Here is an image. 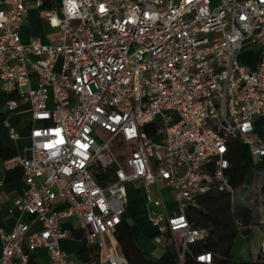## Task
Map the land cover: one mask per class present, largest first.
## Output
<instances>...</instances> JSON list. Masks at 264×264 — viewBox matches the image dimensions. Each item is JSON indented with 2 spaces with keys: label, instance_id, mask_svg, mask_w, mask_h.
<instances>
[{
  "label": "built area",
  "instance_id": "obj_1",
  "mask_svg": "<svg viewBox=\"0 0 264 264\" xmlns=\"http://www.w3.org/2000/svg\"><path fill=\"white\" fill-rule=\"evenodd\" d=\"M59 10L55 43L22 41L25 0H0V89L7 110L24 100L32 118L28 155L3 160L6 170L22 169L28 187L11 200L12 228H0V264H27L36 248L50 264H73L59 243L71 218L99 252L84 264H128L114 234L134 180L147 191L160 180L172 189L176 211L147 192L146 212L154 241L176 246L183 264L206 236L190 225L187 207L199 194L235 195L229 139L264 158V142L252 137L264 116V0H60ZM245 43L260 47L254 69L239 62ZM56 201L65 207L55 210ZM195 259L212 264L210 252Z\"/></svg>",
  "mask_w": 264,
  "mask_h": 264
},
{
  "label": "crops",
  "instance_id": "obj_2",
  "mask_svg": "<svg viewBox=\"0 0 264 264\" xmlns=\"http://www.w3.org/2000/svg\"><path fill=\"white\" fill-rule=\"evenodd\" d=\"M43 1L45 2L46 0ZM47 1L48 3L46 5L43 2V5L38 7L35 0H25L27 16L20 31V38L22 41H27L31 38H38L43 43H55L57 41L58 33L55 22L56 17L60 15V0ZM254 48L253 50L255 51L257 46ZM242 53L243 50L239 52V56H242ZM256 62L257 59L254 62L246 61L245 63L244 61V63L241 62V64L249 69H253ZM31 79L32 83L36 84L37 77L35 74H32ZM6 99L7 94L0 89V146L13 151L15 153L14 155H19L21 157L27 156L28 148L31 146L30 126L32 123L29 103L24 100H19L17 106L13 110H7L5 106ZM4 120H8L10 125L15 129L18 135L17 138L13 139L9 136V130L5 126ZM262 122H264V116H258L255 122L254 133L260 131L257 129L260 126L259 123ZM260 135L262 139H264V133ZM3 160L4 157L0 155V228L3 230H10L18 215L16 209L9 212L11 200L27 189L28 185L24 181L23 174L20 176L12 174L9 180H5L6 169L3 165ZM253 188L255 187L252 181L237 187L235 192L236 198L244 201L250 195V190ZM256 189H259L260 193V188ZM126 191L128 205L124 217H126V219L127 215L132 217L133 222L129 223L131 225L134 240L140 247L142 253L146 257L157 260L159 264H182L178 258L176 246L167 244L166 242L157 244L154 241L153 235L155 230L150 224L146 212L147 192L150 195H154L152 198H160L164 208L168 211H176V201L172 189L160 180L147 191L141 180H134L127 184ZM259 198L260 205L258 206L257 214H254L252 210L253 225L251 227V238L246 241L243 236L239 234L235 239L233 249L235 245L236 248L235 251L232 249V254L236 259L254 261L259 255L258 244L262 235H264V193H260ZM247 206L251 209L249 205ZM64 207L65 203L61 201H56L53 204V208L57 211L62 210ZM22 220L30 222L34 230L40 228L39 223L34 221L31 215H24ZM75 223L76 221L74 218L62 221V227L67 232L68 236L62 238L59 243L61 249L67 253L69 260L73 264H84L85 260L78 256V253L84 247V242L81 238H76L72 235V230L79 231ZM30 256L33 260L38 262V264H50L47 252L44 248L34 249L30 253Z\"/></svg>",
  "mask_w": 264,
  "mask_h": 264
},
{
  "label": "trees",
  "instance_id": "obj_3",
  "mask_svg": "<svg viewBox=\"0 0 264 264\" xmlns=\"http://www.w3.org/2000/svg\"><path fill=\"white\" fill-rule=\"evenodd\" d=\"M47 3L46 0L44 4ZM145 129L149 135H154L156 132L154 124H147ZM14 154L13 151L0 146V155L4 159ZM228 159L229 167L226 172L233 188L251 182L255 170L264 168V158L260 161L254 159L248 146L239 138L229 139ZM12 174L20 176L22 169L16 167L6 170L5 180H9ZM109 177H113L112 168L107 173L96 175L99 183H104ZM260 193H264V183L260 185ZM233 196L225 191H211L197 196V206L187 207L186 216L190 225L206 230V236L190 244V251L186 252L183 264H202L195 259L196 254L202 252L211 253L212 264H264V256L260 254L254 261L236 259L232 254L236 237L241 234L248 241L251 238L253 225L252 210L247 205L234 204ZM79 231L72 230V235L81 238L84 242V247L78 256L85 261L98 257L99 252L96 246L88 244L84 234ZM114 236L128 264H159L157 260L146 257L142 253L134 240L131 225L126 217L123 216ZM27 264H38V262L30 256Z\"/></svg>",
  "mask_w": 264,
  "mask_h": 264
},
{
  "label": "rangeland",
  "instance_id": "obj_4",
  "mask_svg": "<svg viewBox=\"0 0 264 264\" xmlns=\"http://www.w3.org/2000/svg\"><path fill=\"white\" fill-rule=\"evenodd\" d=\"M254 47H256V45H251V44H248V43H245L243 45L242 56H238L240 63L241 62L244 63V61L246 63V61L247 62H249V61L254 62V61H256V59L258 60V57H259V54H260V47H258V45H257V48H256L255 51L253 50V49H255ZM259 125L260 126H259V128L257 130H260V131L258 133L257 132L254 133L252 135V137L254 139H258L259 138L262 142H264V139H262V136L260 135V134L264 133V122L259 123ZM99 135H100L101 138L97 136V139H98V141L101 142L102 138L106 137V132L103 131V130H100ZM162 136H163V134L160 132L157 136L154 137L153 141L154 142L161 141L162 140ZM252 182H253V186L255 188L250 190V195L244 201L239 200L234 195L233 196V203L234 204H236V203L239 204V203L243 202L242 204L249 205L251 207V210L254 211V214H257L258 206L260 205V201H259L260 200V198H259L260 193H259V189H256V188H260V185L262 183H264V168H262L260 170H255ZM151 197H154V195L151 194ZM127 220L130 223L133 222V219H132V217L130 215L129 216L127 215ZM148 241H149V239H148ZM148 246H149V244H148ZM235 248H236V245H235L233 251H235ZM174 259H175V257H174Z\"/></svg>",
  "mask_w": 264,
  "mask_h": 264
}]
</instances>
